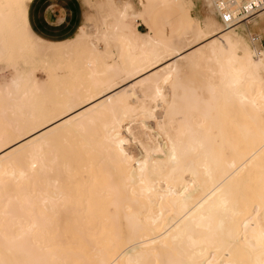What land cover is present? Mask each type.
<instances>
[{
	"label": "bare ground",
	"instance_id": "6f19581e",
	"mask_svg": "<svg viewBox=\"0 0 264 264\" xmlns=\"http://www.w3.org/2000/svg\"><path fill=\"white\" fill-rule=\"evenodd\" d=\"M30 1L0 0V264H264V7L218 30L159 0L163 33L97 0L54 42Z\"/></svg>",
	"mask_w": 264,
	"mask_h": 264
},
{
	"label": "crops",
	"instance_id": "0c3cea01",
	"mask_svg": "<svg viewBox=\"0 0 264 264\" xmlns=\"http://www.w3.org/2000/svg\"><path fill=\"white\" fill-rule=\"evenodd\" d=\"M167 11L169 10H156L152 18L148 17V20H145L141 19L144 14L143 9L139 20L146 22L147 25L143 22L142 24L146 28L148 26V30L154 28L163 33L172 32L179 23L174 28L164 27V19L168 17ZM27 19L30 29L36 36L54 42L73 36L82 23H80L81 10L77 0H31L27 6ZM246 27L257 35L255 41L260 45L257 47L264 51V13L254 17Z\"/></svg>",
	"mask_w": 264,
	"mask_h": 264
},
{
	"label": "rangeland",
	"instance_id": "374dc122",
	"mask_svg": "<svg viewBox=\"0 0 264 264\" xmlns=\"http://www.w3.org/2000/svg\"><path fill=\"white\" fill-rule=\"evenodd\" d=\"M164 1L169 2V0H164ZM77 2L79 4L80 10H81V21H80V23L81 22L83 23V24L81 23V25L79 27H82L83 30L89 35V37H92L102 28L101 27L102 26V24H101L102 17L101 16H102L104 8L98 4L97 0H77ZM140 2L142 3L143 9H144V14H143L141 19H145V20H148V17L151 18L150 17L151 12L159 10L160 4H161L159 0H156L154 2H152L150 0H140ZM171 5H176L179 8H184L186 10V16L188 17V19L191 22L195 16L200 17L204 21H208L210 16H212L217 21V26H216L217 29L218 30L222 29L220 22H219V19L217 18L215 12H213V8H212V5L210 3V0H205V2L203 0H191V1L186 0V1H182V2L180 0H175V3H173V4L171 3ZM167 13H168V15H167L168 17L164 19V23H165L164 27H171V28L176 27V25L180 21V18L178 16H176L173 11L169 10V11H167ZM141 19L137 22L133 21V24L140 31H148V26L146 28L142 24L143 21ZM143 23L146 24V22H143ZM241 28L242 27H238L234 31L241 30ZM78 29L73 34V36H71L70 38H68L66 40H62L60 42H70L71 40H73L74 36H76V34H78ZM246 35H247L246 39L250 43L252 41L255 43L256 46H260L259 44L257 45L256 41L250 37V35H254V33L249 31V34L246 33ZM94 54H97V53L95 52ZM81 61L82 60L80 57L76 58L73 61V63H74L73 65H75V63H76L75 68L77 70H79L81 67V63H82ZM4 65H5V63L0 61V68H1L0 70L3 73V76L6 79H8L9 77H11L13 75L14 72L12 71V69H10L9 67H6ZM79 71H82V69H80ZM37 75L39 77L44 78V76L42 75V72L38 71ZM134 150H136V148H134Z\"/></svg>",
	"mask_w": 264,
	"mask_h": 264
},
{
	"label": "built area",
	"instance_id": "2783aa9c",
	"mask_svg": "<svg viewBox=\"0 0 264 264\" xmlns=\"http://www.w3.org/2000/svg\"><path fill=\"white\" fill-rule=\"evenodd\" d=\"M217 18L223 25H233L264 7V0H210ZM253 40L257 35H251Z\"/></svg>",
	"mask_w": 264,
	"mask_h": 264
}]
</instances>
